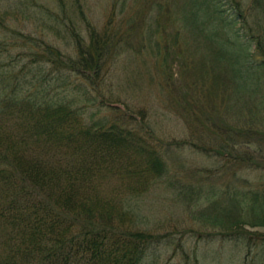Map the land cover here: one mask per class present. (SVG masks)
<instances>
[{
  "label": "trees",
  "instance_id": "obj_1",
  "mask_svg": "<svg viewBox=\"0 0 264 264\" xmlns=\"http://www.w3.org/2000/svg\"><path fill=\"white\" fill-rule=\"evenodd\" d=\"M108 1L99 26L86 0H0V264L154 263L169 233L135 229L125 201L164 175L187 206L211 201L198 214L222 241L264 226V182L238 173H264V0L250 2L258 36L240 0ZM134 49L152 53L184 138H161L150 108L111 90ZM180 149L223 163L173 166ZM255 235L246 245L262 259Z\"/></svg>",
  "mask_w": 264,
  "mask_h": 264
},
{
  "label": "rangeland",
  "instance_id": "obj_2",
  "mask_svg": "<svg viewBox=\"0 0 264 264\" xmlns=\"http://www.w3.org/2000/svg\"><path fill=\"white\" fill-rule=\"evenodd\" d=\"M86 2L90 19L100 26L105 12L108 7L110 8L109 1L86 0ZM240 2V7L245 13L244 18H246L244 30L249 33V30L252 31L254 25H256V19L253 20L250 15L254 12L250 6L251 0H240ZM252 33L258 36L256 29ZM251 40L255 44L256 40L259 39L255 40V37H252ZM198 41H190V49L195 47ZM56 42L61 47L64 45L65 50L68 49L65 40L64 42L61 40ZM133 51V56L124 55L118 61L115 77L109 79L111 81L110 85L112 84L111 90L115 94H123L121 96L125 99L124 101L128 100L134 106H147L150 108V118L154 124L155 133L161 138H184L188 133L187 122L177 117L173 110L166 107L168 99H165V97L163 99V92L159 86L161 73L159 69L156 70L152 53L149 54L138 49ZM172 97H174V94H172ZM170 155H172L173 161L171 163L173 166L180 164L185 166L184 168L195 169L200 167L206 169L207 167L211 168L213 165L214 169L217 170L221 166L220 164L223 163V161L218 162L214 158L206 160L201 153L185 149H180L176 153L171 152ZM238 173L249 180L261 181L260 184L264 182L261 178V176L264 177V173L260 169L243 168ZM216 175L218 177L213 176L211 183L216 177L220 179L218 183L222 182L221 184H223L228 177L221 176L222 172ZM166 176L164 175L162 179L156 180L138 198L129 200L127 203V200L125 201V205L134 211L133 219L137 223L135 229L160 235L169 233V236L162 238L163 243L152 246L149 255L143 260L145 263L149 258L154 257L155 261L152 264H264V257L262 259L255 257L254 254L257 252L255 247L252 246L249 251V243L246 245L247 242L245 241L247 235L264 234V226L249 227L243 225L244 232L247 234L240 239H235L234 236L233 239L222 241V239L213 235L219 229L211 227L210 223L198 214V211L211 201L204 196L205 199L201 200L202 202L197 206H187L185 200L177 195L178 189L167 184ZM179 176L181 177V175ZM184 177L188 179L187 175ZM207 180L208 178H202L201 180L204 187L208 184L212 185ZM218 183L213 184L218 186ZM226 199L227 196L220 195L215 204L205 210L206 217H212L210 215L212 213L211 207L226 203ZM204 233H208L209 236L206 237L208 239L199 237ZM167 239H171V241L169 242ZM166 240L167 242H165Z\"/></svg>",
  "mask_w": 264,
  "mask_h": 264
}]
</instances>
